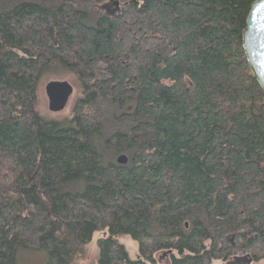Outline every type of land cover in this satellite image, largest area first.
<instances>
[{"label": "trees", "instance_id": "1", "mask_svg": "<svg viewBox=\"0 0 264 264\" xmlns=\"http://www.w3.org/2000/svg\"><path fill=\"white\" fill-rule=\"evenodd\" d=\"M257 1L0 0V264H77L105 230L96 264H264ZM54 76L80 92L60 120Z\"/></svg>", "mask_w": 264, "mask_h": 264}, {"label": "water", "instance_id": "2", "mask_svg": "<svg viewBox=\"0 0 264 264\" xmlns=\"http://www.w3.org/2000/svg\"><path fill=\"white\" fill-rule=\"evenodd\" d=\"M113 5L119 6V3L115 2ZM106 8L107 6H103L102 10ZM243 49L251 72L264 91V0H258L251 8L243 32ZM45 93L49 111L58 114L67 108L74 94V87L67 81H51L46 84ZM127 161L125 156L117 160L119 165H126Z\"/></svg>", "mask_w": 264, "mask_h": 264}, {"label": "rangeland", "instance_id": "3", "mask_svg": "<svg viewBox=\"0 0 264 264\" xmlns=\"http://www.w3.org/2000/svg\"><path fill=\"white\" fill-rule=\"evenodd\" d=\"M51 81H67L74 87V94L70 99V102L67 106V108L58 114H53L48 109V99L45 93V86L47 83ZM39 112L40 114L47 118V119H64L66 117H69L71 114V111L73 109L74 103L76 102L77 98L80 96V92L78 90V86L75 83V80L73 77L70 76H62V77H47L41 81L39 85ZM109 232L108 230L97 232L92 242L90 243L87 251V256L82 261L78 262L77 264H96V259L99 251L98 243L99 240L108 236ZM118 242L126 249L130 259L136 260L139 256V244L135 240H133L129 236L119 237ZM157 264H169V256L168 255H159L157 256ZM245 258H241L240 260H244ZM23 264H42L46 260L44 259V256L39 254L35 256H26L22 258ZM216 264H219L218 262Z\"/></svg>", "mask_w": 264, "mask_h": 264}, {"label": "flooded vegetation", "instance_id": "4", "mask_svg": "<svg viewBox=\"0 0 264 264\" xmlns=\"http://www.w3.org/2000/svg\"><path fill=\"white\" fill-rule=\"evenodd\" d=\"M101 6H107V8L105 10H102V11L104 14H106L110 17L117 16V14H119L121 9H122L120 4H119V6H116V5H112L111 3H104ZM101 6H100V8H101Z\"/></svg>", "mask_w": 264, "mask_h": 264}]
</instances>
